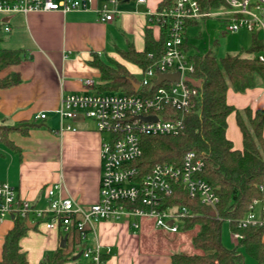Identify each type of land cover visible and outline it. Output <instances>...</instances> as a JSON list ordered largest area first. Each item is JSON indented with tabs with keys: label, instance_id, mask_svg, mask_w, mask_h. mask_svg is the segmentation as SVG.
I'll return each mask as SVG.
<instances>
[{
	"label": "crops",
	"instance_id": "crops-1",
	"mask_svg": "<svg viewBox=\"0 0 264 264\" xmlns=\"http://www.w3.org/2000/svg\"><path fill=\"white\" fill-rule=\"evenodd\" d=\"M132 1H120L113 7L110 21H102L98 13L104 0H93L87 9L67 13L0 12L1 48L22 53L18 65L0 72V79L17 75L20 80L15 86L0 88V127L4 129L0 182L10 185L34 207H46L45 190L53 185L59 188L56 197L71 199L83 209L98 201L103 135L93 121L85 122L87 118L61 123L56 110L61 97L82 91L83 80H93L96 91L103 84L100 72L90 65L95 57L122 64L133 76L129 66L140 74L141 70L124 61L118 51L130 46L143 51L144 31L151 27L149 15L156 11L158 0ZM153 31L156 35V28ZM227 103L236 110H264V88L244 93L228 90ZM39 114H45L46 119L35 120ZM66 125L71 128L61 130ZM226 136L235 149L242 148L234 113L227 119ZM150 224L141 221L143 233L149 231ZM12 227L9 220L0 222V261L4 236ZM131 230L122 221L96 223L90 239L103 252L109 250L106 264H171V255L153 253ZM61 234V229L43 226L28 229L19 242L27 264H40L51 257L59 248Z\"/></svg>",
	"mask_w": 264,
	"mask_h": 264
},
{
	"label": "built area",
	"instance_id": "built-area-1",
	"mask_svg": "<svg viewBox=\"0 0 264 264\" xmlns=\"http://www.w3.org/2000/svg\"><path fill=\"white\" fill-rule=\"evenodd\" d=\"M93 0H12L0 1V12L5 14L33 12H63L85 10ZM121 0H104L98 11L102 21L113 19L115 7ZM146 0H137L144 3ZM152 25L164 34L161 56L140 72L138 90L140 94L101 93L95 90L94 81H82L80 93L61 97L56 114L60 122L74 121L78 117L92 120L100 134H107L102 141V171L99 181L98 201L83 209L68 198L56 197L57 185L46 188L45 208H37L22 200L7 183L0 182V222L14 223L20 219L46 230L61 229L64 235L70 232L72 217L80 220L74 227L80 233L81 252L89 264H106L101 257L108 256L109 250L90 239L95 225L101 221H122L133 231L140 228L142 220H148L153 227L169 233L181 229L185 217H191L185 208H167L164 202L171 197L177 184L182 185L189 197L198 198L204 205L215 208L219 198L213 189L198 178L202 171L203 159L194 152L184 155L179 166L157 163L150 171L139 176L135 163L142 157L141 138L176 137L183 131L184 124L176 114H188L195 110L202 80L195 76V57L188 52L186 30L209 18H221L225 31L221 34L246 30L259 33L264 41V0H224V5L215 10H202L197 0H175L172 7L155 11ZM4 32H9L4 27ZM151 58V55H149ZM264 63V51L255 55ZM178 74L174 82L164 81L157 85L159 76ZM137 90V91H138ZM142 118L155 117V121ZM45 114L35 120L43 121ZM69 125L61 130H69ZM264 190V188H261ZM264 202L254 201L237 228L259 226L264 219L259 216ZM171 222V224H169ZM235 243L242 239L238 232H231Z\"/></svg>",
	"mask_w": 264,
	"mask_h": 264
},
{
	"label": "trees",
	"instance_id": "trees-1",
	"mask_svg": "<svg viewBox=\"0 0 264 264\" xmlns=\"http://www.w3.org/2000/svg\"><path fill=\"white\" fill-rule=\"evenodd\" d=\"M174 1L158 0L156 11L169 9ZM197 1L202 10H215L224 5V0ZM152 17L149 15L151 27L144 31L143 51L137 52L131 46L118 51L124 61L137 66L141 71L158 59L163 51L164 34L156 29L155 35ZM259 36V33L252 34L250 48L240 54L224 56L220 64L209 55L195 57V76L202 80V86L195 110L188 114H176L183 120L182 133L176 137L141 138L142 157L134 164L139 176L146 175L157 163L179 166L186 153L194 152L204 162L197 177L205 181L219 198L216 207L212 208L202 204L198 198L189 197L186 189L177 184L173 195L165 200L164 207L185 208L191 215L183 219L181 230H196L191 237V244L202 252L192 255L171 254V264H244L240 248L257 264H264V224L237 228L238 221L245 217L255 200L264 202V190H261L264 188V110H236L227 103L228 90L244 93L259 84L264 85V63L255 58L256 54L264 51V41L258 39ZM21 54V51L7 50L0 46V72L18 65ZM90 65L100 72L103 82L97 87V92L129 95L141 93V89H134L138 81L122 64L104 62L95 57ZM19 82L17 75L12 79H0V88L15 86ZM233 113L242 136L240 150L235 149L226 136L227 119ZM3 130L0 127V141ZM259 216L264 219V208H260ZM79 220V216L72 217L66 247L58 248L40 264H67L72 261L76 248L82 246L80 233L73 225ZM224 222H228L231 232L242 235L234 249H228L222 244L221 228ZM27 231L25 221H14L13 227L3 239L0 264H27L26 255L19 246ZM63 236L61 234V238ZM101 259L106 262L108 256H102Z\"/></svg>",
	"mask_w": 264,
	"mask_h": 264
},
{
	"label": "rangeland",
	"instance_id": "rangeland-1",
	"mask_svg": "<svg viewBox=\"0 0 264 264\" xmlns=\"http://www.w3.org/2000/svg\"><path fill=\"white\" fill-rule=\"evenodd\" d=\"M134 1H129L125 4H131ZM221 18H209L205 21L198 22L197 25L187 28L186 41L188 46V52L191 55L205 56L209 55L214 57L218 64L220 60L226 55L240 54L242 51L247 50L251 46L252 34L246 30H240L235 33H223L225 31V24L221 21ZM155 33V32H154ZM258 39L262 40V35ZM106 58L104 57L103 60ZM129 71L134 74L136 81L140 80V74L136 73V69L131 66L128 67ZM257 87L264 88V85L259 84ZM245 120V115L242 114ZM86 119V118H84ZM86 123L93 124L92 120L86 119ZM104 140H108L109 136L104 134L102 136ZM41 227V224L37 225ZM143 228H139L131 233L140 238V240L146 245L153 253H160L161 255H171L174 253H182L187 255L201 254L200 250L194 248L191 244V237L196 232L192 230L185 232L179 230L177 233H169L162 230H158L150 224L149 231L143 233ZM221 241L222 244L228 249H234L235 243L231 239V231L228 222H224L221 228ZM239 252L244 257V264H257V262L248 256L243 249H239ZM113 254V253H112ZM111 254V255H112ZM67 264H89L88 260L80 257L77 261H71Z\"/></svg>",
	"mask_w": 264,
	"mask_h": 264
},
{
	"label": "water",
	"instance_id": "water-1",
	"mask_svg": "<svg viewBox=\"0 0 264 264\" xmlns=\"http://www.w3.org/2000/svg\"><path fill=\"white\" fill-rule=\"evenodd\" d=\"M126 2H128L129 0H125ZM179 79V75L178 74H173V75H163L161 74L158 78L157 81V85H159L160 83L164 82V81H170V82H174L177 81ZM134 89L135 91L138 90V85H134ZM140 119L144 120V121H155L156 118L155 117H147V118H142L140 117ZM171 224V222L169 223ZM34 224H31L30 222H26V227L27 229H33L34 228ZM66 240H67V235H64L59 242V248L60 249H64L66 247ZM81 256V252L77 253L75 256L72 257V261H77Z\"/></svg>",
	"mask_w": 264,
	"mask_h": 264
}]
</instances>
